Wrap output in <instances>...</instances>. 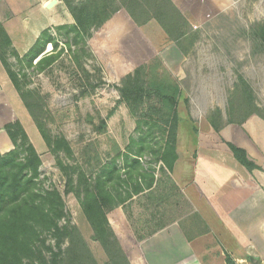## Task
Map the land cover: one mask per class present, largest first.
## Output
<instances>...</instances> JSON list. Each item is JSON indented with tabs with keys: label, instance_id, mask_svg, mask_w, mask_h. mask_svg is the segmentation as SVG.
Wrapping results in <instances>:
<instances>
[{
	"label": "rangeland",
	"instance_id": "1",
	"mask_svg": "<svg viewBox=\"0 0 264 264\" xmlns=\"http://www.w3.org/2000/svg\"><path fill=\"white\" fill-rule=\"evenodd\" d=\"M171 2L188 21L187 40L181 44L187 51L186 55L168 40L153 19L139 28L153 44L164 67L175 78H181L183 96L178 105L180 122L175 146L178 152L181 146L190 149L195 137L194 129L199 132L206 130L207 116L211 111L219 109L226 119L228 97L238 77L249 85L259 113L264 116V50L250 34L253 26L264 23V0ZM149 14L151 12L139 14V17L144 19ZM127 16L120 11L106 28H92L89 35L75 41L67 39L64 31L57 35L52 30L51 35L58 46L54 54L61 49L62 53L42 69L37 66L40 58L29 67L25 61L8 54L9 64L19 74L22 90L33 91L42 99L43 113L40 118L48 132L52 136H63L73 151L71 157L52 154L24 110L25 115L21 118L24 126L19 123L41 159L34 188L38 192L55 190L60 194L64 203V217L59 221L60 225L78 229L96 264H108V259L99 243L93 240L79 202L73 194H65L67 178L59 163L66 168L67 174H73L71 168H78L86 177L94 175L113 159L122 167L121 155L126 153L130 139H136L140 134L135 130V121L116 90L121 76L132 73L138 62L146 59L145 54H148L130 46L132 34L126 23ZM71 24L72 21L66 25ZM43 31L39 32V36ZM67 41L71 45L70 51ZM50 46L45 54L52 53ZM140 162L144 169L154 172L158 189L151 195L146 193L133 197L122 208L124 220L135 238L147 235L159 226L179 223L193 214L190 202L176 184L182 176L181 169L174 168L169 176L160 173L162 165L155 164L149 151H145ZM121 175L125 179L123 170ZM168 179L176 185L180 195L172 190ZM40 238L45 241V248L54 244L51 235L45 232ZM115 238L130 264H139L137 258L131 257L128 234L116 230ZM45 248L42 247V251L47 261L49 253ZM67 248L68 242H65L62 250L67 251ZM88 259V256L84 259L85 264Z\"/></svg>",
	"mask_w": 264,
	"mask_h": 264
},
{
	"label": "trees",
	"instance_id": "2",
	"mask_svg": "<svg viewBox=\"0 0 264 264\" xmlns=\"http://www.w3.org/2000/svg\"><path fill=\"white\" fill-rule=\"evenodd\" d=\"M72 21L71 25H61L44 30L33 46L19 56L0 24V64L13 88L18 93L23 107L33 121L42 141L52 154L73 155L70 143L63 136H52L40 118L43 113L40 96L29 90L23 91L19 84V74L9 64V55L25 61L32 67L44 68L61 55L51 35H63L70 41L89 35L92 28L104 29L110 20L120 13L128 14L132 38L130 46L140 53L147 52L146 59L140 60L132 73L121 76L120 86L116 88L120 101L125 105L135 121V130L140 133L131 138L126 153L121 155L122 167L116 159L104 164L94 175L86 177L78 168H71L73 174H67L66 168L59 163L60 170L66 176L65 194H73L79 202L81 211L92 231L93 240L99 243L108 259V264H130L115 231L128 234L127 242L131 257L139 264H145L137 242L142 241L166 226H159L147 235L135 238L124 220L122 208L141 194H150L158 189L151 170L144 169L140 159L145 151L153 156L155 164L160 163L159 172L169 174L177 160L176 140L179 126L178 105L181 98L180 82L164 67L154 47L141 33L140 26L153 19L162 29L168 40L174 42L181 52L187 40L188 21L173 5L171 0H58ZM144 19L139 14L149 13ZM141 19V20H138ZM128 21V22H127ZM124 22V21H123ZM106 25V26H105ZM251 36L264 50V23L253 26ZM52 53L45 54L51 49ZM66 46L70 51L71 45ZM226 119L219 109L207 116L208 133L194 129L197 147L220 151L230 155L250 176L256 169L247 152L221 136L225 124L241 125L252 116L264 120L255 104L252 91L246 81L238 77L230 91ZM4 131L10 140V149L0 152V264H96L90 256L86 243L76 227L60 225L64 217V203L55 191L38 192L35 180L38 178L41 159L18 121L4 125ZM18 141L20 144H18ZM124 171L125 179L122 178ZM172 190L180 192L170 181ZM236 185V182L232 183ZM258 187V185H255ZM196 217L195 214L191 218ZM51 235L54 244L45 248L41 234ZM68 242L67 251L62 246ZM38 243L40 246H38ZM42 247L49 253L45 261ZM65 255H69L64 257ZM225 264H236L233 258L224 254Z\"/></svg>",
	"mask_w": 264,
	"mask_h": 264
},
{
	"label": "crops",
	"instance_id": "3",
	"mask_svg": "<svg viewBox=\"0 0 264 264\" xmlns=\"http://www.w3.org/2000/svg\"><path fill=\"white\" fill-rule=\"evenodd\" d=\"M70 21L58 0H0V24L19 56L39 32ZM182 96L181 88L179 102ZM24 110L0 64V152L11 147L4 125H23ZM208 132L207 125L201 133ZM221 136L247 152L256 166L251 178L230 155L197 147L196 135L190 149L181 146L173 171L182 170L176 184L196 217L139 241L145 264H225V253L236 264H264V120L252 116L241 125L225 124Z\"/></svg>",
	"mask_w": 264,
	"mask_h": 264
}]
</instances>
